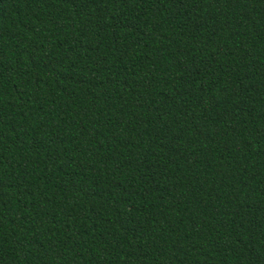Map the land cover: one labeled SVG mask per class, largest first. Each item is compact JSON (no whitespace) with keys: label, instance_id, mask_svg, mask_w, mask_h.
<instances>
[{"label":"trees","instance_id":"16d2710c","mask_svg":"<svg viewBox=\"0 0 264 264\" xmlns=\"http://www.w3.org/2000/svg\"><path fill=\"white\" fill-rule=\"evenodd\" d=\"M0 264H264V0H0Z\"/></svg>","mask_w":264,"mask_h":264}]
</instances>
